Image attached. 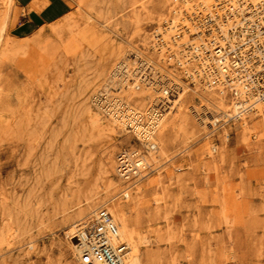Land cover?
I'll use <instances>...</instances> for the list:
<instances>
[{
	"label": "rangeland",
	"instance_id": "1",
	"mask_svg": "<svg viewBox=\"0 0 264 264\" xmlns=\"http://www.w3.org/2000/svg\"><path fill=\"white\" fill-rule=\"evenodd\" d=\"M172 5L0 0V264H79L71 219L111 203L142 239L140 264H264V107L227 122L203 108L220 90L191 88L160 123L161 154L144 177L117 172L118 154L142 145L92 100L105 93L137 110L152 100L110 76L133 55L155 57ZM33 8L46 18L39 27L25 22ZM209 114L220 120L214 131ZM174 119L186 120L182 131Z\"/></svg>",
	"mask_w": 264,
	"mask_h": 264
},
{
	"label": "built area",
	"instance_id": "2",
	"mask_svg": "<svg viewBox=\"0 0 264 264\" xmlns=\"http://www.w3.org/2000/svg\"><path fill=\"white\" fill-rule=\"evenodd\" d=\"M150 51L153 59L133 55L131 63L119 64L110 76L118 90L125 86L155 93L143 109L105 93L93 97L94 106L98 101L102 106L118 102L139 113L144 122L152 115L162 118L172 113L180 96L199 86L221 88L229 95L232 111L227 122L241 121L264 107V0H173L170 19L154 33ZM165 67L176 71L177 77ZM219 123L209 124V129L216 130ZM156 129L154 140L127 127L128 134L145 144L144 153L136 150L134 160L141 159L146 149H157L160 128ZM131 152L125 149L117 156L119 171L128 182L144 177L147 170L136 174ZM70 240L78 246L79 264H123L129 249L112 214L103 208L79 222Z\"/></svg>",
	"mask_w": 264,
	"mask_h": 264
},
{
	"label": "bare ground",
	"instance_id": "3",
	"mask_svg": "<svg viewBox=\"0 0 264 264\" xmlns=\"http://www.w3.org/2000/svg\"><path fill=\"white\" fill-rule=\"evenodd\" d=\"M249 1L252 2L251 0H249ZM50 13H52V12H50ZM120 64H122V62ZM167 71L169 74H171L172 77H175V78L177 77L176 76L177 73L174 70H167ZM220 93L224 94V95L219 96L214 102H211V98H209V97H202L206 102V104H205V106H203V108L206 112H208L210 110V108H214L212 110L214 113H217V116L224 117V118L227 116V118H229L230 113L232 111L231 103H230V105L226 104L227 103V96L225 95L226 92L221 88H220ZM140 96L141 95H136V97H140ZM178 102H180V100ZM178 102H177V104H178ZM97 106H98V108H100L104 112V114L106 116H108L112 119L113 124L118 125V126H119V124H121L122 126L121 127L119 126V127L122 131H124L123 129L127 130V127H130L132 129V131L135 132L137 134V136H139L141 138H142V136H144L145 138L148 137V138H152L155 140V135L153 134L154 129L156 127L158 129L160 123L162 121H164V119L166 117L165 116L162 118H157L155 115H152L149 118H147L144 122H141V120H140L141 115H139V113H136L135 111L130 110L128 108H123L121 103L118 104V102L117 103L105 102V105L102 106L100 101H98ZM230 109H231V111L229 113ZM194 113H195V111H194ZM209 115H211V114H209ZM217 116L211 115L210 118H208V119H210V120L213 119L214 121H212V122L215 123V122L220 121ZM99 120L100 119H95L94 122H98ZM171 122H172V125H171L172 130H174L176 132L182 131L186 126V120L185 119H174ZM92 124H94V123L92 122ZM242 124L246 125L245 123H242ZM243 132H245V131H243ZM142 133L144 135H142ZM141 141H140L141 145L142 146L145 145ZM145 152L147 153L146 156H142L141 159H137V160H134V156H136V151L131 152V154L129 155V157H130L129 159L132 161L134 167L137 168V171H136L137 173L135 172L136 174H140L141 173L140 171L142 169L147 168L145 166V163H147L151 160H155L156 155L161 154V152H159V154H157L158 150L153 151L151 149H146ZM118 167H117V172H118L119 176L122 178L123 176L121 175ZM106 201H108V200L106 199L102 205L106 204ZM111 202H113V201H111ZM94 206H95L94 204L90 205L89 208L90 209L92 208V210L90 211L89 214H87L85 212H82L79 214V216L81 217L80 222L87 221L91 218L92 214L96 212L95 211L96 208H94ZM108 209L112 213V216H114L113 219L118 225L121 238L124 241H126V243L128 244L129 249H128V253L125 257L123 264H140L141 260H140V255H139V243H142V241H141L142 239H141V237H139V234L134 230L131 222L128 220V218H127L128 212L125 210L124 206H122L121 204H115V203H111V205L108 206ZM73 218L71 219L72 220L71 221L72 227L68 231L71 235H73L75 233V231L77 230L78 225H79V222L78 223L74 222L75 220ZM72 247L74 250L75 258L77 259V261H79L78 260V246L75 243H72ZM96 264H99V263H96Z\"/></svg>",
	"mask_w": 264,
	"mask_h": 264
},
{
	"label": "crops",
	"instance_id": "4",
	"mask_svg": "<svg viewBox=\"0 0 264 264\" xmlns=\"http://www.w3.org/2000/svg\"><path fill=\"white\" fill-rule=\"evenodd\" d=\"M51 10L47 13L50 14ZM45 18V15H41L37 12L35 8H33L31 11L27 12V19L26 24L33 26V27H39L43 24Z\"/></svg>",
	"mask_w": 264,
	"mask_h": 264
}]
</instances>
